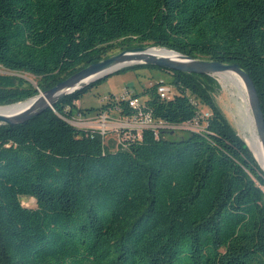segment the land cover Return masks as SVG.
I'll list each match as a JSON object with an SVG mask.
<instances>
[{"label": "trees", "instance_id": "1", "mask_svg": "<svg viewBox=\"0 0 264 264\" xmlns=\"http://www.w3.org/2000/svg\"><path fill=\"white\" fill-rule=\"evenodd\" d=\"M146 45L239 65L264 120V0H0V68L36 83L0 74V106ZM127 69L168 81L144 88V102L128 89L79 108L100 79L0 125V264H264V173L216 107L215 81L145 64L117 72ZM157 84L172 97L160 99ZM199 103L210 110L204 132L147 129L115 148L68 122L114 109L179 125Z\"/></svg>", "mask_w": 264, "mask_h": 264}, {"label": "water", "instance_id": "2", "mask_svg": "<svg viewBox=\"0 0 264 264\" xmlns=\"http://www.w3.org/2000/svg\"><path fill=\"white\" fill-rule=\"evenodd\" d=\"M149 50H165L168 55L146 53ZM118 64H125L116 70L106 72L110 68ZM145 64L162 69L180 71L184 73H193L199 75H216L223 71H232L236 73L242 80L246 91L249 109L253 118L255 130L264 147V120L261 113L258 96L255 86L249 75L237 64H223L216 61L204 59H195L187 55L180 54L173 50L164 47H155L147 45L145 47H133L124 49L119 53L104 58L96 63L90 64L87 67L77 71L68 78L59 82L54 87L47 91H38V94L27 100L3 105L13 106L23 104L24 109L9 116L0 115V125L15 126L22 124L34 116L39 115L47 108H52L53 105L64 98L65 96L81 90L90 83L105 78L106 76L115 73L122 68ZM130 85L127 86L129 88ZM37 89V87H36ZM128 90V89H127Z\"/></svg>", "mask_w": 264, "mask_h": 264}, {"label": "rangeland", "instance_id": "3", "mask_svg": "<svg viewBox=\"0 0 264 264\" xmlns=\"http://www.w3.org/2000/svg\"><path fill=\"white\" fill-rule=\"evenodd\" d=\"M119 52L120 50L114 49L109 52V56L115 55ZM0 74L19 76L29 81L32 85L36 86L34 77L29 74L13 73L5 71L1 68ZM211 77L215 81L212 91L213 93L211 95L216 107L223 114L227 123L234 130L236 135L245 143L246 135L237 110L238 107H243L242 101L238 96V89L234 86H231L229 82H222L216 75H212ZM158 79L168 81V76L156 71L151 72L143 69H127L120 72H115L103 78L96 86L89 88L81 98L80 103H77L76 105L81 109H96L100 107L101 101L104 97L108 96L109 94L117 96L122 95L126 89H129L130 92L135 93L138 96L136 99L139 102H144L148 98L147 95H143L144 88L149 87L150 83H154ZM128 85H130L129 88H127ZM172 92H174V89ZM234 92L236 95L233 96L232 94H234ZM198 107L200 111L208 112L210 114V110L200 103L198 104ZM174 132L176 135H181L184 131L175 130ZM117 137L118 136L116 133L109 132L107 136L102 139V141L105 146L109 148H115L118 146L119 141ZM21 204L24 207L34 208L35 200L24 197L21 198Z\"/></svg>", "mask_w": 264, "mask_h": 264}, {"label": "built area", "instance_id": "4", "mask_svg": "<svg viewBox=\"0 0 264 264\" xmlns=\"http://www.w3.org/2000/svg\"><path fill=\"white\" fill-rule=\"evenodd\" d=\"M151 85L152 83L149 84V86ZM156 91L160 99H169L174 93L172 92L173 88L167 84H157ZM129 94V91L126 89L122 95H116V98H128ZM102 101H107V97H104ZM113 112H115L114 109L88 115L78 112L68 122L78 129L89 133H98L102 139L109 132H114L118 136V145H120L124 139L134 138L135 136L139 137L141 132L147 129L154 131L156 135L159 131L204 132L207 126V119L210 117L208 112L200 111L199 109L197 116L193 120L179 125H171L163 120L152 118L148 114L142 115L138 113L133 116H119L114 115Z\"/></svg>", "mask_w": 264, "mask_h": 264}, {"label": "bare ground", "instance_id": "5", "mask_svg": "<svg viewBox=\"0 0 264 264\" xmlns=\"http://www.w3.org/2000/svg\"><path fill=\"white\" fill-rule=\"evenodd\" d=\"M146 53L150 54H164L168 55L167 51L165 50H149ZM125 64H118L107 70L106 72H103L100 75H103L104 73H107L109 71L116 70L120 67H123ZM216 76L222 81V82H229L231 86H234L235 88L238 89V96L240 100L242 101L243 107H238V114L241 120V123L244 127V132L246 135V146L252 152L259 168L262 170L264 173V147L263 144L260 140V138L257 135V132L255 130L253 118L249 109V104H248V99L246 95V91L244 88V84L241 80V78L234 72L232 71H223ZM223 84V83H222ZM233 96L236 95L235 92L232 94ZM240 102V101H238ZM23 104H17L13 106H2L0 107V115L2 116H9L12 114L17 113L18 111L24 109ZM237 122V121H236Z\"/></svg>", "mask_w": 264, "mask_h": 264}, {"label": "crops", "instance_id": "6", "mask_svg": "<svg viewBox=\"0 0 264 264\" xmlns=\"http://www.w3.org/2000/svg\"><path fill=\"white\" fill-rule=\"evenodd\" d=\"M130 91V90H129ZM80 103V101L78 102V104Z\"/></svg>", "mask_w": 264, "mask_h": 264}]
</instances>
